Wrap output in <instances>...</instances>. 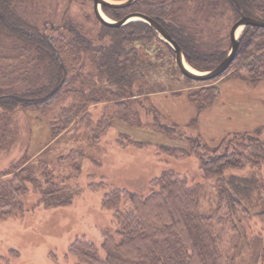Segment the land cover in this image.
I'll use <instances>...</instances> for the list:
<instances>
[{
	"label": "trees",
	"instance_id": "1",
	"mask_svg": "<svg viewBox=\"0 0 264 264\" xmlns=\"http://www.w3.org/2000/svg\"><path fill=\"white\" fill-rule=\"evenodd\" d=\"M204 1L211 11L223 6L237 19L244 15L264 21V0ZM27 2L31 4V0H0V43L12 52L10 56L0 52V57L23 59L18 64V70L22 69L17 72L18 82L13 80L19 83L23 78L19 85L0 86L2 111L19 108L37 111L48 120L52 141L74 126L92 144L111 127L112 118L132 127H143V111L145 118L151 117L149 128L189 145L187 150L179 145L160 144L157 145L160 152L179 157L193 155L203 176L216 180L217 204L208 213L199 211L201 185L187 184L185 177L170 169L150 182L151 190L145 197L125 189H110L103 182L90 184L91 190H105L101 205L112 210L115 227L102 231L100 251L83 236L75 238L67 250L75 259L74 264H236L242 244L250 254L244 264L261 263L262 237L250 230V220L264 216V184L258 174L264 166V142L258 137L260 129L227 134L215 146L205 143L199 135L186 136L179 125L165 121L148 102L150 95L161 89L160 83L149 80V72L158 64L162 49L174 56L171 47L150 25L142 21L119 27L100 24L97 33L91 36L71 18H63L62 25L52 23L50 28L54 33L48 35L43 31L45 28L38 27L26 14L28 6H23ZM137 2L123 8L103 6L102 10L119 21L132 12ZM186 2L173 0L161 5L156 16L146 15L169 33L182 49L188 65L199 71L211 70L228 50L197 49L193 40L184 34L183 27L161 17H174L180 9L177 4ZM153 43L162 46V49L155 48L154 55L158 58L155 61L146 49V45ZM39 70L45 77L43 83H39ZM224 72H231L232 78L251 85L264 80V28L249 25L243 29L237 53ZM186 80L198 84L210 82ZM218 92L217 85H204L187 91V97L199 114L214 104ZM97 104L111 107L112 113L101 116L92 127L88 108ZM196 122L197 117L183 128ZM120 135L136 146L148 144L147 140L131 139L127 133ZM81 156L70 163L75 177L80 173ZM29 160L30 157L22 159L23 165L13 166L12 172H0L1 219L18 217L25 211L21 199L27 193L25 183L36 180L31 168L25 165ZM246 168L251 169L247 175L225 174L228 170ZM44 169L41 173L44 185L36 181L40 192L38 202L46 208L71 205L73 197L81 192L75 186L64 185L73 175L62 177L57 183L51 179L52 171L47 166ZM253 195L260 202V211L254 214L244 204ZM124 201H129L132 207L122 208Z\"/></svg>",
	"mask_w": 264,
	"mask_h": 264
},
{
	"label": "rangeland",
	"instance_id": "2",
	"mask_svg": "<svg viewBox=\"0 0 264 264\" xmlns=\"http://www.w3.org/2000/svg\"><path fill=\"white\" fill-rule=\"evenodd\" d=\"M109 1L118 2L123 0ZM137 1L135 8H132V12L156 16L161 5L168 4L173 0ZM178 4L177 7L180 9L177 10L174 17L168 18L164 15L161 17H164V19L177 27H183L184 34L193 40V46L197 49H202L206 52L211 49L229 50V30L231 25L237 21V18L229 8L220 6L217 11H211L204 0H188L185 5L182 4L180 6ZM25 6H28L26 14L33 19L38 27L45 28L43 31L48 35L54 33L50 28L52 23L54 24L53 26L62 25L63 18H71L74 22L80 24L84 31L91 36H94L99 29L100 23L94 16L91 0H31V4L27 2L23 8ZM100 10L104 17L114 21L103 12L102 8ZM43 24H46V26L44 25L43 27ZM242 31L243 29L240 28L237 31V35L240 36ZM158 37L161 39L159 35ZM157 46L159 48L162 47L159 43L146 45L152 61L158 59L154 55ZM0 52H4V56L8 54L10 56L12 53L2 47L1 43ZM161 53L155 69L149 72V80L152 83H160L161 89L155 92L156 94L163 92L168 94L163 96L151 95L148 102L153 106L154 104L160 105L164 111L176 110L173 101L179 102H177L178 99L174 98L177 95H173V92L184 91L187 94L189 90L212 84L217 85L218 88L220 87L224 91L228 85H232L231 81L237 79L230 76L231 72H223L224 74L208 80L210 82L205 84L188 82L186 77L176 67L174 56L171 57L168 51L163 49ZM4 56L0 57V86H17L23 80L22 78L19 83H15L18 82L17 72L22 70H18V64L23 59L19 61L16 58L9 59ZM169 58L170 61L167 62ZM186 64L188 63L186 62ZM17 65L18 68L13 67ZM188 66L192 68L190 65ZM38 72L40 75L39 83H43L45 77L40 73V70ZM237 80L242 81L240 79ZM246 84L253 87L255 94H260L264 97V80L256 85ZM237 90L238 88L234 87L228 93L232 94ZM185 99H188L187 95ZM139 100L141 99L139 98ZM188 101L191 105H194L189 99ZM261 104L264 106L263 100H261ZM224 107L229 108L230 105L226 104ZM235 108L237 109V106ZM88 109L92 127L96 125L97 120L101 116H108L112 113V108L104 104L90 106ZM239 112L246 113L247 110L240 108ZM227 115L230 119L225 116L228 124L224 129L234 128V125L239 126L236 123V118L239 115H235L233 112ZM245 116L251 117V114L246 113ZM150 119L151 117L145 118L143 111H141V125L143 124V127H135V125L132 127L112 118L109 120V122L111 121V127L105 134L100 136L96 144L87 142L79 134L80 129H75L74 126H71L55 140L49 139L48 141L47 139V144H43L37 155L33 156L30 148V138L34 134L33 130L37 131V136L41 139L45 136L44 129L47 127L46 131L49 136L48 120L42 117L39 112L31 109L19 108L11 112H4L0 109V172H8L9 170V172H12L13 166L19 165L21 167L23 165L22 159L30 157V160L25 165L31 168L36 179L34 183H25L27 193L22 197L20 196L25 207L23 215L8 219L0 218V264H74L75 259L68 255L67 250L69 244L75 238L81 236L94 243L100 251L102 231L105 229L113 230L115 226L112 210L104 209L101 205L105 190H91L89 185L92 183L95 185L103 182L110 189H125L145 197L151 190L150 182L155 177L160 176L164 170L170 169L185 177L187 184L192 182L201 185L199 211L202 213L210 212L217 204L215 178L203 176L198 160L193 155L179 157L160 152L157 148V145L160 144L179 145L187 150L189 145L184 141L167 138L155 132L148 127ZM172 120L173 117L166 115L165 121L172 122ZM244 124L248 123L241 122V125ZM178 125L186 136L197 135L196 125L187 128H183L184 126L181 124ZM256 128L260 129L258 137L264 142V124L247 131H252ZM121 133H128L133 140H147L148 144L136 146L129 140L122 138ZM214 135L216 133H213V140ZM214 141L209 142V144L205 143L211 146L217 144L220 140L215 141L216 143ZM212 142L214 144H210ZM79 155H82L79 158L80 173L75 177V170L70 167V163H73L75 159L77 160ZM45 166L52 171L51 179L57 183L61 182L62 177L73 175L65 180L64 185L75 186L81 192L73 197L71 205L46 208L43 203L38 202L40 192L37 190L36 181H39L42 186L44 185L45 178L41 173L44 172ZM250 170V168L228 170L225 174L247 175ZM258 174L264 184V166L259 168ZM244 204L250 207L252 214L260 211V202L254 195L249 201H244ZM123 207L131 208L132 206L129 201H124ZM261 218L263 219L253 217L250 220V230L261 235L264 249V216ZM241 248L236 264H244L250 256L243 244ZM259 264H264V257Z\"/></svg>",
	"mask_w": 264,
	"mask_h": 264
},
{
	"label": "crops",
	"instance_id": "3",
	"mask_svg": "<svg viewBox=\"0 0 264 264\" xmlns=\"http://www.w3.org/2000/svg\"><path fill=\"white\" fill-rule=\"evenodd\" d=\"M231 82L232 85L231 86L228 85V87H226L224 91H222V89L219 87L218 96L214 104L209 108H207L206 110H203L199 114H197L195 106L191 105L188 99H185V96L187 94H185L184 91L180 92L177 96H174V98L178 99L177 102H179L176 103L175 101H173V104L176 108L175 111H170V110L164 111L161 109L160 105H155V104L154 107H156L158 111L165 118L166 115H170L171 117H173L172 122L176 123L177 125L181 124L183 126H186L193 118L197 117L196 134L199 135L208 144L209 142L214 140L218 141V139L221 141L228 134L227 132H232V131L242 132L255 128L256 126L263 125L264 106L261 104V100L264 101V97L261 96L260 94H255L253 92L254 90L253 87L247 85L242 81L235 79V81H231ZM234 87H237L238 90L236 92H233L232 94H229L228 91H230V89ZM164 94L167 95L168 93L167 92L157 93V94L153 93L151 95L163 96ZM226 104L230 105V107L229 108L224 107V105ZM236 106L237 109L235 108ZM240 108L246 109L247 110L246 113L247 114L250 113L251 117L245 116L246 113L239 112ZM230 112H233L235 115H239L236 118V123L239 126L234 125V128L232 127L229 129H224V127L228 124L225 119V116H227V118L230 119L227 115L230 114ZM251 120L254 121L251 122ZM241 122H247L248 124L241 125ZM246 125L248 126L243 127ZM46 130L47 127H45L44 129L45 136L42 137L41 139L37 136V131L33 130L34 134H32L30 138L31 139L30 148H31V154L33 156L37 155L38 151L40 150V147L43 144H47V142L49 141L50 135L49 136L47 135ZM213 133H216V135H214V140L212 139ZM210 144H214V143L212 142ZM215 145H211V146H215Z\"/></svg>",
	"mask_w": 264,
	"mask_h": 264
},
{
	"label": "water",
	"instance_id": "4",
	"mask_svg": "<svg viewBox=\"0 0 264 264\" xmlns=\"http://www.w3.org/2000/svg\"><path fill=\"white\" fill-rule=\"evenodd\" d=\"M93 4V12L95 18L99 21L101 25L109 26V27H119L123 26L131 21H142L150 25L156 33L161 37V39L166 42L174 52L175 65L178 68L179 72L186 77L187 79H191L194 81H208L215 79L219 75H221L233 61L240 42V36L237 35V31L242 28L244 29L246 26H255L264 28V21H260L257 19H253L248 16H240L237 21H235L229 30V39H230V48L223 58V60L217 64L214 68L208 71L199 72L194 70L186 64L182 49L179 45L171 38L169 33L154 19L149 16L139 13V12H130L126 14L119 21H111L103 16L100 8L103 6L114 7V8H123L129 7L134 4L137 0H123L118 2H113L109 0H91Z\"/></svg>",
	"mask_w": 264,
	"mask_h": 264
}]
</instances>
